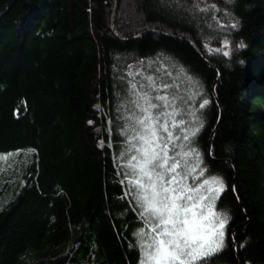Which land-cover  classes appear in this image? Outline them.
<instances>
[{"label": "trees", "instance_id": "obj_1", "mask_svg": "<svg viewBox=\"0 0 264 264\" xmlns=\"http://www.w3.org/2000/svg\"><path fill=\"white\" fill-rule=\"evenodd\" d=\"M113 3L0 0V156H33L0 209V264H138L106 121L126 66L159 60L209 100L195 146L228 219L208 262L264 264V0H119L110 27Z\"/></svg>", "mask_w": 264, "mask_h": 264}, {"label": "snow or ice", "instance_id": "obj_2", "mask_svg": "<svg viewBox=\"0 0 264 264\" xmlns=\"http://www.w3.org/2000/svg\"><path fill=\"white\" fill-rule=\"evenodd\" d=\"M214 9L215 5L196 6L201 12ZM209 51L229 55L220 48ZM184 78L198 84L191 77ZM178 79L160 67L147 72L141 61L126 66L120 77L122 93H116L124 144L118 175L126 185L124 195L132 198L141 221L133 233L137 238L134 246L141 253L138 264H208L223 246L228 217L213 209L224 184L216 176L200 179L206 169L196 174L202 160L191 146L196 125L202 126L197 111L209 100L203 99L197 109L195 100L200 93L181 91Z\"/></svg>", "mask_w": 264, "mask_h": 264}, {"label": "rangeland", "instance_id": "obj_3", "mask_svg": "<svg viewBox=\"0 0 264 264\" xmlns=\"http://www.w3.org/2000/svg\"><path fill=\"white\" fill-rule=\"evenodd\" d=\"M118 1L119 0H117V1L114 0L113 7H112L111 12H110V14H112L111 18H110V27L113 26L115 16L117 17L119 15L117 12ZM197 1H199V0H193V3L197 2ZM112 11H113V13H112ZM149 64L152 65L151 68H148ZM165 64H167V63H166V61H163V60H159V62L155 63V64H154V62L149 61L148 63H146V62L144 63V67H145L147 72H151L156 67H160V68L166 67ZM125 69H124V71H125ZM174 69L172 71H169V72H172L173 77H179V79L177 80V83H179L181 85V91L187 89L189 92L201 93V88L199 86H197L195 83H190L187 79L184 78L185 76H187L185 73H182L181 71L174 70ZM187 77H189V76H187ZM192 81H194V80L192 79ZM122 89H123V85L121 83L120 86L118 87V90L116 89L115 92L117 93L119 91L122 93ZM199 96L200 95L196 96L195 106H197V100L199 99ZM118 104H119V98H117V101L115 103V118L112 119L111 121H109V123L106 126V129H107L108 134H110V139L107 142V144L111 145V146H114V145L115 146L116 145L121 146V147H118L116 150V155H118V157H119V153L122 151L124 144H123V138L120 135V127H121V124L123 122L118 119V116L120 115V113H118V111H117ZM197 115H198V111H197ZM185 119L188 120L190 118L185 117ZM196 127H198V131L196 132V135L194 137H191V140H192L191 146L196 148V150L199 152L198 148L195 146V139H196V136L198 135L202 126L200 124H197ZM5 157H6V159H5ZM32 161H33V156H32L31 149L11 151V152H8V153L0 156V177L2 179H7L6 189L3 190L2 192H0V209H2V207L9 202L12 190L20 187V185H23L24 178L22 175L26 171V169H28L31 166ZM120 163L122 165L123 161L120 160ZM200 169H205L203 164H201L200 168L197 169L196 174L199 173ZM209 177H211V175H209L207 173V171H205V176L201 177L200 179L209 178ZM190 182H191V178H190ZM216 200H215L214 204H216ZM213 211L217 214H220L221 216L224 215L222 212H220L216 208V205H215ZM223 232H224V228H223ZM135 240L137 242L136 237H135ZM223 240H224V237H223ZM208 264H219V263L208 262Z\"/></svg>", "mask_w": 264, "mask_h": 264}, {"label": "water", "instance_id": "obj_4", "mask_svg": "<svg viewBox=\"0 0 264 264\" xmlns=\"http://www.w3.org/2000/svg\"><path fill=\"white\" fill-rule=\"evenodd\" d=\"M116 1H117V0H116ZM112 13H113V11H112ZM111 15H112V14H110V18H111ZM108 122H109V120L106 121L107 124H108ZM110 148H111V147H110ZM112 160H113V154H112Z\"/></svg>", "mask_w": 264, "mask_h": 264}]
</instances>
